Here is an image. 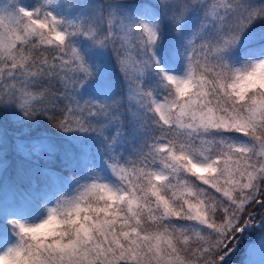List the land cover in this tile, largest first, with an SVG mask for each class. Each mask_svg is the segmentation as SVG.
Here are the masks:
<instances>
[{"label": "snow or ice", "instance_id": "6c2138e0", "mask_svg": "<svg viewBox=\"0 0 264 264\" xmlns=\"http://www.w3.org/2000/svg\"><path fill=\"white\" fill-rule=\"evenodd\" d=\"M9 115L55 163L0 164V264H228L264 231V0H0Z\"/></svg>", "mask_w": 264, "mask_h": 264}, {"label": "trees", "instance_id": "16d2710c", "mask_svg": "<svg viewBox=\"0 0 264 264\" xmlns=\"http://www.w3.org/2000/svg\"><path fill=\"white\" fill-rule=\"evenodd\" d=\"M52 132H55V129ZM44 135L42 127L41 131H36V126L32 128L23 126L11 115H9L7 120L0 116V152L3 149L2 154L0 153V162L6 164L10 171L15 170L22 164L36 165L33 162V157L24 155L19 147L23 146V148L28 149L33 143L41 140ZM46 135L51 136L52 134L47 133ZM42 156L46 160L38 159V166L55 163L53 159L46 158L44 154ZM261 233L264 234V231ZM237 253L238 255L235 258L241 264V260L245 258V253L243 251Z\"/></svg>", "mask_w": 264, "mask_h": 264}, {"label": "rangeland", "instance_id": "374dc122", "mask_svg": "<svg viewBox=\"0 0 264 264\" xmlns=\"http://www.w3.org/2000/svg\"><path fill=\"white\" fill-rule=\"evenodd\" d=\"M25 2L29 3V2H32V0H25ZM19 148L21 149V147H19ZM24 149H26V148H24ZM2 151H3V149H1V152H0L1 154H2ZM21 151L25 155V151L22 149H21ZM29 157H31V158L33 157V162L36 165H38V159H40L42 161L46 160L42 156L41 153H32L31 156H29ZM0 164H3L4 166H6V164H4L3 162H0ZM45 165H47V164H44L41 167H43ZM257 223H259V216H257ZM261 232H262V230H260L259 227L253 228L249 232H246L241 237L239 245L236 248V250L234 252H232L229 255V257L227 258L228 264H239L238 259L235 257H237V255H238L237 252L241 253V251H243L245 253V258L243 260H241V264H247V261L249 259V250L250 249H255V252L252 255V259L258 262L260 260V246L262 243H264V234Z\"/></svg>", "mask_w": 264, "mask_h": 264}]
</instances>
